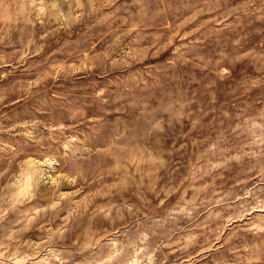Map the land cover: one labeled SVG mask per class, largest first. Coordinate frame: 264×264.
<instances>
[{"label":"rangeland","instance_id":"rangeland-1","mask_svg":"<svg viewBox=\"0 0 264 264\" xmlns=\"http://www.w3.org/2000/svg\"><path fill=\"white\" fill-rule=\"evenodd\" d=\"M0 264H264V0H0Z\"/></svg>","mask_w":264,"mask_h":264}]
</instances>
